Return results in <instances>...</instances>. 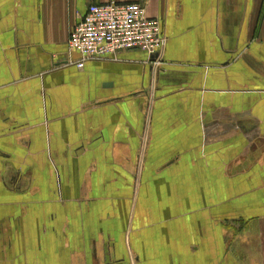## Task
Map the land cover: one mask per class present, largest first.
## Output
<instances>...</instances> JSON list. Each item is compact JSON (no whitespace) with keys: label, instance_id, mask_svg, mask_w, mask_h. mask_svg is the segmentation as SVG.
Returning a JSON list of instances; mask_svg holds the SVG:
<instances>
[{"label":"crops","instance_id":"obj_1","mask_svg":"<svg viewBox=\"0 0 264 264\" xmlns=\"http://www.w3.org/2000/svg\"><path fill=\"white\" fill-rule=\"evenodd\" d=\"M110 1L161 21L157 75L142 51L75 64L72 28ZM210 195L261 236L200 222L203 262L264 264V0H0V264H170Z\"/></svg>","mask_w":264,"mask_h":264},{"label":"built area","instance_id":"obj_2","mask_svg":"<svg viewBox=\"0 0 264 264\" xmlns=\"http://www.w3.org/2000/svg\"><path fill=\"white\" fill-rule=\"evenodd\" d=\"M166 44L161 21L149 17L146 6L139 2L91 4L69 39L70 49L82 56L75 63L78 68H83L86 60L117 59L120 52L142 51L157 70ZM154 55L157 57L152 60Z\"/></svg>","mask_w":264,"mask_h":264},{"label":"rangeland","instance_id":"obj_3","mask_svg":"<svg viewBox=\"0 0 264 264\" xmlns=\"http://www.w3.org/2000/svg\"><path fill=\"white\" fill-rule=\"evenodd\" d=\"M164 61V60H163ZM161 66V65H160ZM159 66V67H160ZM158 72V68L156 70V73H154L155 75H157ZM151 108L150 107V112H151ZM21 159H24V154L20 155ZM146 157V152L142 155L141 160H139L138 158V171L139 173H141L143 171V164H144V160ZM20 159V158H19ZM20 159V160H21ZM20 165H21V161ZM139 161H141V164L139 166ZM143 162V163H142ZM50 173L53 174V170H50ZM192 187V186H190ZM228 187V188H226ZM233 186L229 185V186H225L226 191H230L232 193V188ZM189 188V186H188ZM233 196V195H231ZM229 196V197H231ZM209 198L204 199V200H200V199H195V198H188V210L185 211L183 210H179L178 211V215L176 216V224L179 226V224H186L188 222V230L189 227H194V229L192 230V233H188V242H186V253L183 252V246L185 244V242H180V244L178 243V249L175 250V253L173 252L172 255V263L170 264H207V261H210L209 264H220V257L218 255V252L216 250V248H212L211 245L209 246V252H213L215 253L214 258L209 259L208 257H206V259L204 258V262H203V256L201 255V253L204 252L205 249H202L201 245H200V235H202V231H201V226H200V222H203V224L208 225L209 229L211 230V228L213 227H220L222 226L223 228H225V232L223 233V235H225V239L226 242L228 244V246H231L232 243L234 241L239 242L241 244L242 247H252V245H249V242L251 241H258L259 237L261 236V234L258 231H254L251 233H246L247 228L244 227L245 226V220H243V218H233L231 215L227 216V217H222L220 216V212L217 211V206L219 204H221V202H211L213 201V199L211 200L212 197H214V195H210ZM224 203V202H222ZM225 203H231L232 204V198H228L225 200ZM226 206V205H225ZM5 213V211H2V215ZM188 215V217L186 215ZM23 219L17 220V225H21L22 226V221ZM259 222H257L256 225H258ZM2 226H4L3 223H1ZM6 227L8 225H5ZM204 233V232H203ZM179 235V234H178ZM184 236V233H180V236ZM252 235V236H251ZM211 237V236H210ZM260 240H263V236ZM186 241V240H185ZM210 243H214V241H210ZM185 247V246H184ZM249 249H243L241 250V253L243 254V252L248 253ZM25 250L23 248H21V250L19 251V253H24ZM242 256V255H241ZM258 256H253L252 258H250V256L243 255L242 256V260H250V261H258Z\"/></svg>","mask_w":264,"mask_h":264},{"label":"water","instance_id":"obj_4","mask_svg":"<svg viewBox=\"0 0 264 264\" xmlns=\"http://www.w3.org/2000/svg\"><path fill=\"white\" fill-rule=\"evenodd\" d=\"M157 57V55L152 56V60H154Z\"/></svg>","mask_w":264,"mask_h":264}]
</instances>
